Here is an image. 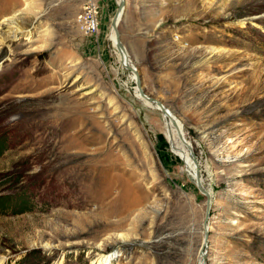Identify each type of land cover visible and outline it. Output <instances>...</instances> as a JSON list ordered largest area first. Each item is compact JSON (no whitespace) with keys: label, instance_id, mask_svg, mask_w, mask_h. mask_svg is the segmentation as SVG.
<instances>
[{"label":"rangeland","instance_id":"obj_1","mask_svg":"<svg viewBox=\"0 0 264 264\" xmlns=\"http://www.w3.org/2000/svg\"><path fill=\"white\" fill-rule=\"evenodd\" d=\"M118 1L0 0V264H203L207 197L121 63ZM119 31L193 145L205 264H264V0H127ZM103 200L136 212L101 233Z\"/></svg>","mask_w":264,"mask_h":264},{"label":"water","instance_id":"obj_2","mask_svg":"<svg viewBox=\"0 0 264 264\" xmlns=\"http://www.w3.org/2000/svg\"><path fill=\"white\" fill-rule=\"evenodd\" d=\"M126 1L127 0H122L119 3V5L117 7V11H116V13L113 17V20H112V25L115 29L116 38H117V44L116 45H117L118 49L120 50L123 66H125V68L128 71L133 72L136 75L135 81L137 83V87H138V90H139L141 96L144 97L145 99H147V101H149L150 103L157 105L160 108V110L167 117H169V119H171L172 123L177 128L178 136H179L181 142L183 143L185 148L190 153L191 159H192L193 164L195 166V178L197 181V185H198L199 189L202 191V193H204L207 197V214H206L205 221H204V234H205V236H204L203 245H202V248L200 251L202 263L205 264L206 257H207L208 240H209V236H210L208 217H209V212H210V208H211V205H210L211 195H210L209 191L207 189H205L204 186L202 185L201 178L199 176V163H198L197 157L195 155L193 145L191 144V142H189L187 140V138L184 134V131L182 129V126L179 125L177 119L173 116L171 110L169 108H167L166 105L161 100H159L153 96H150L145 92V90L143 89V83H142L141 75H140L137 67L131 63V59L127 53L125 45L123 44V42L121 40V33L119 31V24H120V21L122 19L123 13L125 12Z\"/></svg>","mask_w":264,"mask_h":264},{"label":"bare ground","instance_id":"obj_3","mask_svg":"<svg viewBox=\"0 0 264 264\" xmlns=\"http://www.w3.org/2000/svg\"><path fill=\"white\" fill-rule=\"evenodd\" d=\"M122 0H119L118 1V5L119 3L121 2ZM114 27L112 25V37L114 39V42H115V34H114ZM116 33V32H115ZM116 44H117V38H116ZM117 46V45H116ZM118 48V47H117ZM120 52V50H119ZM120 57H121V53H120ZM121 63L123 65V62H122V59H121ZM131 63L134 64L131 60ZM125 67V66H124ZM133 73V72H131ZM133 75V78L136 77L135 73L132 74ZM138 89V88H137ZM139 91V90H138ZM140 94V92H139ZM141 95V94H140ZM144 98V97H143ZM145 99V98H144ZM146 103H148L149 105L153 106L154 108L160 110V108L155 105V104H152L150 103L149 101H147V99H145ZM161 111V110H160ZM163 113V112H162ZM163 117H164V122L166 124V135H167V138H168V142L170 144V147H171V150L172 152L178 156L180 159L183 160L185 166H186V170L187 172H189L190 174L192 175H195V166L193 164V161L191 159V156H190V153L187 151V149L185 148V146L183 145V143L181 142L179 136H178V131H177V128L175 127V125L172 123L171 119H169V117H167L164 113L162 114ZM174 116V115H173ZM175 117V116H174ZM176 118V117H175ZM177 119V118H176ZM178 121V120H177ZM179 123V121H178ZM180 125V124H179ZM181 126V125H180ZM194 177V176H193ZM107 181H101V180H98L97 181V184H103L105 186L104 183H106ZM118 184V183H117ZM107 185V184H106ZM108 185H110L112 188L115 187L116 183H114V181L112 182H109ZM126 197H128V195H126ZM102 198H100L101 200ZM129 199V198H128ZM108 204L109 202H105V200H103L101 202V207L100 210H103V209H106L105 211V216L107 217V219H109V217H112L113 215L116 214L117 217H120V219L116 220L115 222H109V221H104V222H101L98 226L96 227H99L101 228V233L103 231H108L109 229H121L122 227H124L127 223V217L130 216L133 212L135 213L136 210L133 211V208L135 206V203L134 201L132 200L131 203L127 204L124 208H121L120 210H113V209H109L108 208ZM126 204V203H125ZM133 213V214H134ZM132 216V215H131ZM129 218V217H128ZM105 219V218H104ZM136 220V218H135ZM109 222V223H108ZM136 222V221H134ZM132 225L135 226V224L132 222ZM117 230V231H118Z\"/></svg>","mask_w":264,"mask_h":264},{"label":"built area","instance_id":"obj_4","mask_svg":"<svg viewBox=\"0 0 264 264\" xmlns=\"http://www.w3.org/2000/svg\"><path fill=\"white\" fill-rule=\"evenodd\" d=\"M97 12L93 8V5L88 7V10L83 11L80 16V25L86 33H92L97 29L98 19Z\"/></svg>","mask_w":264,"mask_h":264}]
</instances>
